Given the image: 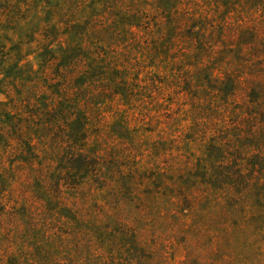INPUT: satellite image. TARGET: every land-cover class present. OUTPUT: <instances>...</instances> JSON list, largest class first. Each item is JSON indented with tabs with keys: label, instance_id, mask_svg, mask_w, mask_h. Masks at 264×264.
<instances>
[{
	"label": "rangeland",
	"instance_id": "1",
	"mask_svg": "<svg viewBox=\"0 0 264 264\" xmlns=\"http://www.w3.org/2000/svg\"><path fill=\"white\" fill-rule=\"evenodd\" d=\"M185 2L213 8L214 23L227 14L212 0L73 7L72 30L102 21L115 29L103 45L115 48L130 77L126 92L96 101L104 119L80 143L87 173L60 169L48 144L35 139L18 101L30 95L28 85L11 87L10 99L0 93V128L13 137L0 136V264H264V168L256 158L264 117L247 115L251 93L213 89L205 70L212 60L204 67L164 40L161 8ZM44 4L32 0L25 19L0 24V54L12 57L0 90L34 75L44 30L58 20ZM129 22L141 23L129 30ZM12 117L30 135L19 137Z\"/></svg>",
	"mask_w": 264,
	"mask_h": 264
},
{
	"label": "trees",
	"instance_id": "2",
	"mask_svg": "<svg viewBox=\"0 0 264 264\" xmlns=\"http://www.w3.org/2000/svg\"><path fill=\"white\" fill-rule=\"evenodd\" d=\"M41 1L45 2V7L55 8L52 15L58 20L50 29L44 30L41 50L35 54L37 68L33 69L34 75L27 80L14 79V84L0 90V93L10 99L11 87L16 90L18 86L28 85L30 95L18 101L27 108V114L23 113L31 118L35 139L48 144L45 146L51 153V160H55L60 169L67 173H87L89 166L81 157L80 143L83 146L88 141L85 134L88 126L104 119V116L97 118L101 113L97 114L99 107L96 101L100 97L126 92L130 77L115 48H110V45L104 48L103 44H108L117 34L111 25L106 21L98 24L87 22L84 29L72 30L73 23L69 17L79 0H63L53 5L50 2L54 0ZM212 1L214 8L218 10L222 6L227 12L217 23L209 21L213 8L193 7L189 2H185L182 8V3L172 10L161 8V25H165L168 34L164 40L173 46L176 42L181 56L189 54V57L202 59L200 63L204 67L212 60L213 66L207 65L205 70L214 76L213 89L225 96L234 95L237 90H244L248 95L251 93L247 115L252 116L259 110L258 113L264 117V0ZM31 4L32 0H0V24H17L25 19L23 15ZM145 13L142 12L144 18ZM140 23L129 22L128 29L138 27ZM222 61L230 68L222 70V65L215 63ZM9 63H12V57L7 53L0 54V75L4 78L0 84L5 83L9 76L6 70ZM17 68L18 63L13 69ZM225 72H229L224 78L227 81L222 79L217 83L220 74ZM226 82L230 84L228 92L223 88ZM17 99L12 101L14 108ZM3 111L7 115L12 113L10 109ZM16 119L12 117V128L20 133H15L19 137L30 135L23 131V125ZM0 136L7 141L13 138L4 127L0 128ZM256 158L264 168V152H259Z\"/></svg>",
	"mask_w": 264,
	"mask_h": 264
}]
</instances>
